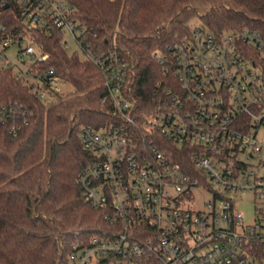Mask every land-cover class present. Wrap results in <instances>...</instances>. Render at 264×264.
<instances>
[{
  "label": "built area",
  "instance_id": "1",
  "mask_svg": "<svg viewBox=\"0 0 264 264\" xmlns=\"http://www.w3.org/2000/svg\"><path fill=\"white\" fill-rule=\"evenodd\" d=\"M74 14L66 0H0V65L39 98L60 83L53 70L37 75L50 57L40 36L58 32L65 50L105 74L113 122L82 128L91 158L76 183L108 227L79 237L70 264H264V35L200 23L154 53L166 84L140 125L127 63L92 50ZM30 116L17 102L0 107L14 136ZM248 195L250 220L239 208Z\"/></svg>",
  "mask_w": 264,
  "mask_h": 264
},
{
  "label": "trees",
  "instance_id": "2",
  "mask_svg": "<svg viewBox=\"0 0 264 264\" xmlns=\"http://www.w3.org/2000/svg\"><path fill=\"white\" fill-rule=\"evenodd\" d=\"M66 1L87 27L90 48L100 54L115 51L127 63L140 125L146 107L154 106L157 83L166 84L154 53L190 35L193 20L217 35L245 27L264 35V0ZM61 42L58 32L40 36L38 43L50 57L37 75L53 70L73 87L69 93L45 86L50 98L41 99L0 65V107L17 102L31 113L17 136L0 125V264H70L79 237L108 227L103 213L85 205L76 183L91 158L81 143L82 128L113 122L105 74Z\"/></svg>",
  "mask_w": 264,
  "mask_h": 264
},
{
  "label": "rangeland",
  "instance_id": "3",
  "mask_svg": "<svg viewBox=\"0 0 264 264\" xmlns=\"http://www.w3.org/2000/svg\"><path fill=\"white\" fill-rule=\"evenodd\" d=\"M201 22L198 19L193 20V22L191 23L192 27H194L195 25H199ZM73 52V50L70 51V53ZM30 62V61H29ZM55 89L61 93V94H66L69 93L71 91H73V87L68 84V83H63L60 82ZM201 200V199H200ZM199 200V201H200ZM202 201V200H201ZM252 200H251V196H247L245 198V200H243V202H240L239 208L244 211L246 213V215H249L247 217V220H250L252 215H253V208H252ZM197 207L199 206V204L197 203L196 205Z\"/></svg>",
  "mask_w": 264,
  "mask_h": 264
},
{
  "label": "water",
  "instance_id": "4",
  "mask_svg": "<svg viewBox=\"0 0 264 264\" xmlns=\"http://www.w3.org/2000/svg\"><path fill=\"white\" fill-rule=\"evenodd\" d=\"M7 7V6H6Z\"/></svg>",
  "mask_w": 264,
  "mask_h": 264
}]
</instances>
